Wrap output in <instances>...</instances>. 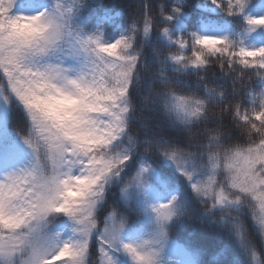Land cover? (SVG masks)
<instances>
[{
    "label": "snow or ice",
    "instance_id": "6c2138e0",
    "mask_svg": "<svg viewBox=\"0 0 264 264\" xmlns=\"http://www.w3.org/2000/svg\"><path fill=\"white\" fill-rule=\"evenodd\" d=\"M94 256L264 264V0H0V264Z\"/></svg>",
    "mask_w": 264,
    "mask_h": 264
},
{
    "label": "trees",
    "instance_id": "16d2710c",
    "mask_svg": "<svg viewBox=\"0 0 264 264\" xmlns=\"http://www.w3.org/2000/svg\"><path fill=\"white\" fill-rule=\"evenodd\" d=\"M114 2H115V3H121V4H128V3H136L137 0H114ZM151 2H152L154 5H159V3L162 2V0H151ZM253 2H255V3H259V0H253ZM156 14H157V12H156V10L154 9V11H153V15H156ZM154 30H158V29H154ZM185 39H188V37L185 36ZM185 55H186V56H191V51L189 50V51L185 52ZM210 67L215 71V73H216L217 75L220 74V69H219V65H218V64L213 63V64H211ZM208 75H209V76H212V72H209ZM189 79H190L192 82H195L197 78H196L195 76H193V77H191V78H189ZM244 80H245L246 83L249 82V78H248L247 76L244 77ZM215 83H216V85H218V87H217V92H218V94H219V92H225V93L227 94V93L231 90V87H232V82H231V81H227V82L225 83V82H223V81H219V80H218V81H216ZM210 86H211V85H210ZM237 88L239 89V85H237ZM230 100H231V97L229 98V102H230ZM227 103H228V102H226V104H227ZM226 104H225V105H219V106L215 109V111H216V112H219L220 108L225 107ZM229 119H230V117H229ZM227 122H228V121L226 120L225 123H227ZM173 235H174V238H175V234H173ZM205 243L209 244L210 246L213 244V242H212V240H211L210 237L205 239ZM207 259H208V260H211L212 257L209 255V256L207 257ZM93 264H95V256L93 257Z\"/></svg>",
    "mask_w": 264,
    "mask_h": 264
}]
</instances>
